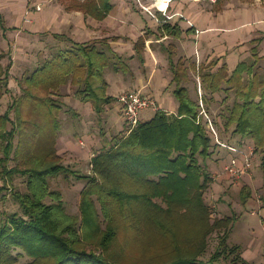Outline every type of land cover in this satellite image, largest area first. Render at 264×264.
Segmentation results:
<instances>
[{"label": "rangeland", "instance_id": "1", "mask_svg": "<svg viewBox=\"0 0 264 264\" xmlns=\"http://www.w3.org/2000/svg\"><path fill=\"white\" fill-rule=\"evenodd\" d=\"M141 1L145 3L143 11L146 12L147 8L153 13L158 12L153 6L156 0ZM252 1L254 0H200L196 3L200 10L219 12L226 6L237 7L241 3ZM26 16L27 11L24 20L28 21ZM4 28L3 34L0 31V66L3 71L1 79L4 77V70H7V78L0 80V132L2 129L9 131L12 124L15 125V132L11 137V149L8 153L4 150L8 139L0 137V222L12 214L22 215L16 196L28 194L30 188L27 175L22 171L34 167L35 161L41 160L50 151L55 152L59 160L46 158L45 163H57L63 169L57 175L47 178V192L59 194L65 214L73 218L79 228L81 192L90 186L87 178H96L101 182L92 169L94 156L104 152L115 140L126 135L125 121L118 109L116 96L121 93L118 91L119 82L121 85L129 84L128 80L123 81V78L131 76L128 61L126 57L112 58L108 66L111 68L114 64L119 69L121 67L119 73H102V79L108 84L107 94L114 97H107L98 90L96 111L89 112L88 105L87 109L82 107L79 110L77 101H82L79 95L82 86L78 84L68 82L48 89L40 86L27 87L25 79L38 65L48 60L49 54L56 53L48 36H37L25 29ZM171 49L173 61L179 62L184 71L181 85L198 102L199 118L196 120L203 125L210 137H213V128L221 143L240 147L246 153L251 151L254 158L252 170L249 175L238 180L227 179L223 166L230 154L226 149L211 143L208 156L197 158L202 169L210 176L201 196L207 208L203 221L198 215L180 209L166 217L165 227L157 228L146 220V206L142 203L134 200L118 203L120 201L103 197L113 215L111 226L115 231L113 239L104 245L107 246L106 249L98 244L107 220L102 215L101 204L94 193L90 199L94 204L98 229L86 241L81 239V247L96 255L109 257V261L115 264H162L173 260L178 254L195 256L198 260L210 261L212 264H264V172L261 167L264 151L257 149L248 135L235 133L234 123L227 126L225 124L233 105L242 103L240 94L247 91L248 83L253 79L257 82L264 80V56L260 58L255 51L243 61L253 67L252 71L241 74L238 83H226L233 69L229 72L226 68L221 70L223 79L217 81L218 90L212 93L203 89L198 73L215 72L216 62L206 63L200 60L199 69L192 71V61L181 55L184 51L179 53ZM139 61L141 63L140 58L136 59V65ZM39 79L41 80L40 76ZM256 84L257 96L253 97L254 102L260 100L259 94L264 90V87ZM171 87L174 88V84L171 83ZM26 90L36 98H47L56 106L50 118L49 109L43 119L34 114L32 115L35 117H32L28 106L22 105L23 107L17 109V103ZM202 98L207 102H203ZM6 111L10 121L2 119ZM149 111L140 112V122L147 120L146 113ZM54 119L58 127L55 137H52ZM21 120L26 123H18ZM28 122L35 123L30 126ZM37 124H42V128L40 125L37 127ZM133 190L136 191L134 188L128 191ZM56 202L49 196L43 199L45 204ZM208 228L209 233L202 238L201 234ZM87 229H79V235L83 236ZM222 238L225 239L226 248L221 245ZM233 247L236 250H232ZM11 255L13 260L6 264H52L47 257L33 260L19 249H13Z\"/></svg>", "mask_w": 264, "mask_h": 264}, {"label": "trees", "instance_id": "2", "mask_svg": "<svg viewBox=\"0 0 264 264\" xmlns=\"http://www.w3.org/2000/svg\"><path fill=\"white\" fill-rule=\"evenodd\" d=\"M97 2L87 0L81 4V7L86 13L94 12L96 18L103 19L110 10L111 4L109 0H97ZM162 29L169 35L179 36L180 31L176 25L162 24ZM0 31L2 34L5 32L1 15ZM142 47L143 43L140 40L134 44L136 54L140 53ZM252 51L255 52V49ZM1 58L2 54H0ZM112 58L119 57L115 54L110 56L95 48L93 44L73 43L71 48L58 51L51 59L38 65L25 82L29 88L40 86L42 89L57 88L68 82L78 84L82 86L79 92L80 99L91 101L94 109H97L95 103L97 104L99 97L98 90L103 93L105 89L102 73ZM168 64L175 86L173 96L178 103L176 113L156 111L151 118L140 122L125 136L115 140L107 150L94 156L92 169L101 182L99 183L96 178L86 177L90 186L81 192L79 228L76 227V221L65 214L59 194L47 192V178L57 175L63 167L57 163H45V159L56 161L59 160V156L55 152H50L48 148L49 152L44 154V158L41 160L36 158L34 167L22 171L27 175L29 193L16 196L22 215L12 214L0 222V264L13 260L11 255L13 249L21 250L33 260L47 257L51 259L52 264H115L109 261V257L96 255L81 247V239L86 241L89 235L98 229L94 204L90 199L94 193L101 204L102 215L107 220L105 231L98 244L102 248L115 236L114 227L111 226L113 215L103 197L120 201L118 203L125 200L142 203L146 206V220L157 228L165 227L166 217L175 210L182 209L198 215L202 221L206 218L207 208L201 196L210 181V176L202 169L197 158H206L211 143L217 144L203 125L196 120L199 118L198 102L192 99L186 87L181 85L184 71L179 66V62L173 61L170 52H168ZM112 67L116 68L114 64ZM252 67L253 65H247L243 61L239 62L230 77L226 79V83L232 81L238 83L241 74L252 71ZM224 68L226 67L223 64L215 72L198 73L204 90L217 92V81L223 79L220 71ZM190 69L195 71L193 63L190 64ZM2 72L0 66V80H5L7 70H4V77L1 79ZM255 83L264 87V80L258 82L255 79L251 80L247 85V91L240 94L242 103L233 105L225 124L227 126L234 123L235 133L248 135L255 147L264 151V90L259 94L260 100L254 102L253 97L257 96ZM201 100L207 102L205 98ZM22 105L28 106L31 115L34 114L42 119L46 116V110L50 111L49 118L53 115V110H56V106L50 100L36 98L28 90L17 103V109ZM18 113L20 114V111ZM34 115L32 117H35ZM2 119L10 121L8 111ZM22 122L26 123L22 120L18 123ZM34 123L30 122L29 125ZM39 125L42 128V124H37V127ZM57 125L54 119L52 137H55ZM12 126L9 131L2 129L0 132V137L8 139L4 147L6 153L11 149L10 140L15 132V125ZM261 167L264 172V157L261 159ZM132 188L136 191H128ZM248 195L249 191H247ZM46 196L57 202L43 203ZM81 228H88L83 236L79 235ZM209 231L210 228L205 229L201 237L204 238ZM221 242L226 248L224 238ZM106 248L107 246L103 249ZM231 249L236 250V247ZM162 264L212 263L198 260L195 256L178 254L173 260Z\"/></svg>", "mask_w": 264, "mask_h": 264}, {"label": "crops", "instance_id": "3", "mask_svg": "<svg viewBox=\"0 0 264 264\" xmlns=\"http://www.w3.org/2000/svg\"><path fill=\"white\" fill-rule=\"evenodd\" d=\"M83 2L0 0V15L7 29H25L37 36H48L56 53L71 48L73 43H89L110 56L126 57L131 76L123 78L129 84L118 83V91L140 89L154 98L158 110L170 114H175L178 107L168 64L171 48L179 53L184 51L181 55L192 61L195 70L199 69L202 60L216 62V70L224 64L229 72L253 55L252 49L258 56H264V0L244 2L237 7L226 6L219 12L200 10L194 1L175 0L168 7V13L173 17L162 24L176 25L180 31L178 37L164 32L162 24L143 11L145 3L141 0H109L111 8L103 19L96 18L94 12L86 13L81 7ZM93 2L98 3L97 0ZM26 11L28 21L24 20ZM156 14L162 19L159 13ZM139 40L143 47L136 54L134 44ZM53 56L54 53L47 58ZM138 58L141 63L136 65ZM120 69L108 66L103 72L116 75ZM104 83V95L114 97L107 94L108 84ZM77 103L79 110L89 107V112L96 111L91 101L83 103L79 100ZM154 113L147 112V119Z\"/></svg>", "mask_w": 264, "mask_h": 264}, {"label": "built area", "instance_id": "4", "mask_svg": "<svg viewBox=\"0 0 264 264\" xmlns=\"http://www.w3.org/2000/svg\"><path fill=\"white\" fill-rule=\"evenodd\" d=\"M78 2H83L84 0H76ZM175 0H167V7L163 10H159L156 7L157 13H160L162 19L157 17L156 13L151 12L146 8L147 14L154 19L158 23H164L170 20L173 15L168 13V5ZM187 1H200V0H187ZM211 2H216V0H209ZM177 16H181L180 14H176ZM116 100L118 102L119 110L123 115L125 126H126V134L129 133L133 128H135L139 123V114L141 111L150 110L153 112L158 111L157 104L154 98L146 93H143L140 89H130L121 92L116 96ZM212 129V134L214 141L221 148L227 150L229 153L228 160L226 164L223 166L224 175L229 180H238L244 176L250 174L254 164V158L252 157V152L246 153V151L241 150L240 147H235L232 145H226L221 143L218 138L216 132Z\"/></svg>", "mask_w": 264, "mask_h": 264}, {"label": "bare ground", "instance_id": "5", "mask_svg": "<svg viewBox=\"0 0 264 264\" xmlns=\"http://www.w3.org/2000/svg\"><path fill=\"white\" fill-rule=\"evenodd\" d=\"M166 1L167 0H156L155 5L153 6L159 8V10H163L164 8L167 7Z\"/></svg>", "mask_w": 264, "mask_h": 264}]
</instances>
